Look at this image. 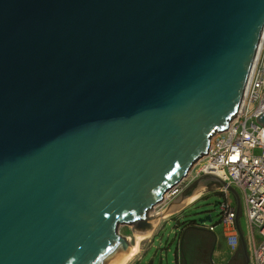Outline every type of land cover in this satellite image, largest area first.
Here are the masks:
<instances>
[{"label": "water", "instance_id": "1", "mask_svg": "<svg viewBox=\"0 0 264 264\" xmlns=\"http://www.w3.org/2000/svg\"><path fill=\"white\" fill-rule=\"evenodd\" d=\"M262 27L264 0H0V264H115L119 225L153 231L235 114ZM199 183L230 191L237 226L213 174L160 215Z\"/></svg>", "mask_w": 264, "mask_h": 264}, {"label": "built area", "instance_id": "2", "mask_svg": "<svg viewBox=\"0 0 264 264\" xmlns=\"http://www.w3.org/2000/svg\"><path fill=\"white\" fill-rule=\"evenodd\" d=\"M261 112H264V27L235 114L225 129L210 136L206 152L187 172L194 171L192 179L213 174L237 191L250 236L254 229L258 233L257 242L249 246L250 264H264V126L255 120ZM177 190L176 185L171 194ZM218 190L222 195L218 201L219 222L234 227L233 195L224 186ZM207 228L213 231L214 225ZM228 237L233 246L236 234Z\"/></svg>", "mask_w": 264, "mask_h": 264}, {"label": "rangeland", "instance_id": "3", "mask_svg": "<svg viewBox=\"0 0 264 264\" xmlns=\"http://www.w3.org/2000/svg\"><path fill=\"white\" fill-rule=\"evenodd\" d=\"M191 170V169H190ZM189 171V170H188ZM194 171H190L177 185V191L175 193H169L168 197L163 201H160L156 205H154L150 210L149 214L151 216H159L163 209L167 206V204L175 198L182 189H184L188 184H190L195 178L192 179ZM202 186V189L199 197L195 200L185 204L179 210H175L170 212V214L166 215L163 219L159 221L156 225L155 229L150 232L149 238H146L140 243V251L137 253L135 258L129 264H174V252L176 249V242L179 239L189 233L188 221L196 220L197 218L202 217L206 214L210 215L211 220H206L202 223L197 222L198 224H213L215 231H219L222 228V223L219 222L220 214H219V204L214 205L215 201H220L222 199V195L218 190L221 185L218 183H209L204 185L202 183L196 184L191 190L187 193V196L191 194L197 187ZM186 196V197H187ZM185 197V198H186ZM181 199L179 202L175 203L176 205L181 203ZM234 203L235 199L233 197ZM191 203V204H190ZM173 204V205H175ZM172 207V206H171ZM242 205L240 201V212H241V220L243 221L242 215ZM182 213V216L178 220H172L173 216H176ZM179 222V225H176ZM118 232L125 236L128 239L130 244L134 241L133 236V226L130 224H121L118 226ZM254 236L258 237L257 230L254 229ZM193 238L195 240L198 239V232H193ZM195 254L194 256H196Z\"/></svg>", "mask_w": 264, "mask_h": 264}, {"label": "crops", "instance_id": "4", "mask_svg": "<svg viewBox=\"0 0 264 264\" xmlns=\"http://www.w3.org/2000/svg\"><path fill=\"white\" fill-rule=\"evenodd\" d=\"M191 204V203H190ZM180 214L173 216L172 220H178ZM241 220V212L237 218V226L241 232L243 243L239 244V233L236 223L234 227L222 225V228L217 232L208 230L207 225L196 224V228H190L189 233L182 236L176 242L174 252V264H250L249 246L257 242L258 237L251 234V229L248 221L243 216ZM176 225H179L177 222ZM198 232V239L193 238V232ZM231 234H236L237 240L231 245V239L228 237ZM197 254L196 256H194ZM233 261V262H232ZM232 262V263H231ZM132 264V263H131Z\"/></svg>", "mask_w": 264, "mask_h": 264}, {"label": "bare ground", "instance_id": "5", "mask_svg": "<svg viewBox=\"0 0 264 264\" xmlns=\"http://www.w3.org/2000/svg\"><path fill=\"white\" fill-rule=\"evenodd\" d=\"M197 161H195L194 163H196ZM194 163L191 165V167L194 165ZM190 167V168H191ZM189 168V169H190ZM202 189H204L202 186L200 187H197L191 194H189L187 197L184 196L183 198H185L184 200H182L181 203L179 204H175V205H171L168 210L165 212L164 215H159L157 216L156 218V225L159 223V221L161 219H163L166 215L170 214V212H173L175 210H179L181 207H183L185 204L195 200L197 197H199L202 191ZM174 190V188L166 191L163 195V198L162 200L164 201L167 197H168V194L171 193L172 191ZM181 198V199H183ZM179 199L178 202L181 200ZM161 200V201H162ZM164 216V217H163ZM151 231L147 232V233H137V232H134L133 233V236H134V241L132 244L129 243V245L126 247V250L124 251L123 255L121 256V258L115 263V264H129L134 258L135 256L137 255V253L140 251V243L142 240L146 239V238H149V234H150Z\"/></svg>", "mask_w": 264, "mask_h": 264}, {"label": "trees", "instance_id": "6", "mask_svg": "<svg viewBox=\"0 0 264 264\" xmlns=\"http://www.w3.org/2000/svg\"><path fill=\"white\" fill-rule=\"evenodd\" d=\"M187 223H188V228H196L195 225L198 224L196 220H189Z\"/></svg>", "mask_w": 264, "mask_h": 264}, {"label": "flooded vegetation", "instance_id": "7", "mask_svg": "<svg viewBox=\"0 0 264 264\" xmlns=\"http://www.w3.org/2000/svg\"><path fill=\"white\" fill-rule=\"evenodd\" d=\"M189 190H191V189H189ZM189 190H188V191H189ZM241 243H242V241H241L240 236H239V244H241ZM232 262H233V261H232ZM232 262H231V263H232Z\"/></svg>", "mask_w": 264, "mask_h": 264}]
</instances>
